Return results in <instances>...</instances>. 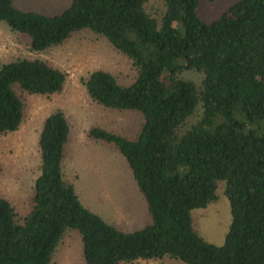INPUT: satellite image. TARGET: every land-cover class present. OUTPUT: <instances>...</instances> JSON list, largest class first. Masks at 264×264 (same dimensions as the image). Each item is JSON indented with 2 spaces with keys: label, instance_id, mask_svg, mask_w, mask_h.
Listing matches in <instances>:
<instances>
[{
  "label": "trees",
  "instance_id": "trees-1",
  "mask_svg": "<svg viewBox=\"0 0 264 264\" xmlns=\"http://www.w3.org/2000/svg\"><path fill=\"white\" fill-rule=\"evenodd\" d=\"M0 0V21L29 38L33 51L63 43L89 28L130 58L136 70L127 85L103 69L82 78L90 99L142 115L127 138L100 126L87 135L113 145L125 158L150 219L123 231L88 209L64 179L62 159L69 125L55 109L41 126L40 171L31 208L16 220L0 195V264H49L62 234L79 233L85 264H119L165 255L185 264H264V0H235L211 21L200 0H70L53 15ZM213 1V0H207ZM195 71L199 83L179 74ZM65 71L40 58L0 64V134L24 117L17 90L61 91ZM200 106V117L187 120ZM219 182L231 221L222 244L193 227L191 210L217 198Z\"/></svg>",
  "mask_w": 264,
  "mask_h": 264
},
{
  "label": "rangeland",
  "instance_id": "rangeland-1",
  "mask_svg": "<svg viewBox=\"0 0 264 264\" xmlns=\"http://www.w3.org/2000/svg\"><path fill=\"white\" fill-rule=\"evenodd\" d=\"M69 1L13 0L12 4L25 11L53 15L60 13ZM234 1L200 0L199 16L204 21L216 19ZM146 8L155 15L162 4L158 0H148ZM0 24L8 28L4 21ZM14 32L8 31L6 36L2 32V40L9 46V52L0 56V64L16 58L37 57L67 74L59 92L43 95L17 90L24 102L23 120L17 130L0 134V195L14 207L16 220L18 218L21 222L31 208L34 180L40 171L38 137L42 123L53 110L61 109L70 131L64 146V179L73 184L80 201L108 223L123 231L141 228L150 217L124 156L113 145L90 138L87 130L91 126H100L129 139L134 138L142 115L139 111L118 110L92 101L82 83V78L95 69L112 73L119 83H131L136 70L130 58L114 49L104 36L86 27L72 33L63 43L42 51L31 50L29 38ZM179 76L196 83L202 77L192 70L183 71ZM200 113L198 106L188 118V125L199 118ZM222 190L223 183L219 182L216 200L191 210L193 227L205 240L217 245L223 243L231 221L229 202ZM49 264H85L77 230L68 228L64 231ZM119 264L185 263L165 255Z\"/></svg>",
  "mask_w": 264,
  "mask_h": 264
},
{
  "label": "crops",
  "instance_id": "crops-1",
  "mask_svg": "<svg viewBox=\"0 0 264 264\" xmlns=\"http://www.w3.org/2000/svg\"><path fill=\"white\" fill-rule=\"evenodd\" d=\"M9 26L8 28H5L4 26H2L0 24V56L1 55H5V54H8L9 52V46H7V43L5 40H2L3 38V35H2V32L5 34L4 36H6V32L8 33V31H11L12 33H15L14 31H12L11 29L9 30ZM18 34V33H17ZM21 35V34H20ZM14 47V46H13ZM11 61V60H9ZM4 62H8V61H4ZM3 62V63H4ZM70 132V131H69ZM69 138V136H68ZM62 162H63V159H62Z\"/></svg>",
  "mask_w": 264,
  "mask_h": 264
}]
</instances>
